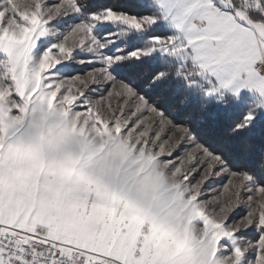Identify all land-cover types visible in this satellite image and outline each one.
Masks as SVG:
<instances>
[{
    "label": "snow or ice",
    "instance_id": "snow-or-ice-1",
    "mask_svg": "<svg viewBox=\"0 0 264 264\" xmlns=\"http://www.w3.org/2000/svg\"><path fill=\"white\" fill-rule=\"evenodd\" d=\"M0 264H264V0H0Z\"/></svg>",
    "mask_w": 264,
    "mask_h": 264
},
{
    "label": "trees",
    "instance_id": "trees-1",
    "mask_svg": "<svg viewBox=\"0 0 264 264\" xmlns=\"http://www.w3.org/2000/svg\"><path fill=\"white\" fill-rule=\"evenodd\" d=\"M185 117H191L198 124L200 132L209 139L219 138L226 132V123H218L215 118L205 116L202 111L196 109L195 105L190 106L186 110Z\"/></svg>",
    "mask_w": 264,
    "mask_h": 264
},
{
    "label": "rangeland",
    "instance_id": "rangeland-1",
    "mask_svg": "<svg viewBox=\"0 0 264 264\" xmlns=\"http://www.w3.org/2000/svg\"><path fill=\"white\" fill-rule=\"evenodd\" d=\"M186 118V117H185Z\"/></svg>",
    "mask_w": 264,
    "mask_h": 264
}]
</instances>
